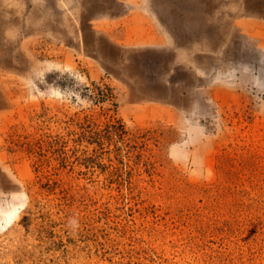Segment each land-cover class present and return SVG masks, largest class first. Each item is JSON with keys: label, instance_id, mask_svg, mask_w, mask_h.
<instances>
[{"label": "rangeland", "instance_id": "obj_1", "mask_svg": "<svg viewBox=\"0 0 264 264\" xmlns=\"http://www.w3.org/2000/svg\"><path fill=\"white\" fill-rule=\"evenodd\" d=\"M94 2L0 0V264H264V0Z\"/></svg>", "mask_w": 264, "mask_h": 264}, {"label": "crops", "instance_id": "obj_2", "mask_svg": "<svg viewBox=\"0 0 264 264\" xmlns=\"http://www.w3.org/2000/svg\"><path fill=\"white\" fill-rule=\"evenodd\" d=\"M101 4H102L101 0H95V2L92 4V6L94 5L93 8L95 7L94 9H96L95 10L96 12L92 11L93 15H95V13H97L99 10H100L99 12H102L101 11V9H102ZM130 18L132 20L129 21V23L131 24V26L130 25L128 26L129 29L132 30L134 28H138V26H140V24H141V27L145 28V30L147 29L146 36H144V35H140V36L138 35L137 36L136 35V37H134L135 41H132L133 39L131 38L130 33L127 31V32H125V36L123 38L124 41L127 42L128 44H132V45H134V44H136V45L142 44L143 45V43H144L146 45L151 46L154 49L152 52L155 55L161 53V51L163 50V44L165 43V40L163 38H165V37L163 34L160 33V31H159L158 35H156V33L154 32L155 31V25H158L160 28L162 27L161 22L154 21L152 18L144 15V13L140 12L139 10H137L135 12V14L130 15ZM134 18H136L137 20H134ZM162 29H163V27H162ZM111 34L113 35V33H111ZM161 85H163V84H161ZM155 86L150 87L151 89H154L155 94H163V92L160 91L159 88H157L158 85L155 84Z\"/></svg>", "mask_w": 264, "mask_h": 264}]
</instances>
